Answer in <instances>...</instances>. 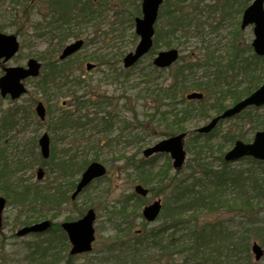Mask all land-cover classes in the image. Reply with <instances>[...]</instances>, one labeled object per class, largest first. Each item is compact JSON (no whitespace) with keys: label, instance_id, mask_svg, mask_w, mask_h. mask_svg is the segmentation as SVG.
Wrapping results in <instances>:
<instances>
[{"label":"rangeland","instance_id":"374dc122","mask_svg":"<svg viewBox=\"0 0 264 264\" xmlns=\"http://www.w3.org/2000/svg\"><path fill=\"white\" fill-rule=\"evenodd\" d=\"M251 0H248V3ZM131 3V2H130ZM129 3V11H132L133 6ZM124 11L128 10V7L123 8ZM40 11L36 10L35 8L32 9V11H28L25 13H22V19H19L18 16L13 18V21L10 20L9 17L10 14L7 12H1L0 10V26L3 28L4 32H17L18 39L20 41V50L16 56H14L12 59L4 63V65L7 64H25V61L28 57H36L41 62L44 63V61H48L51 57L49 56L48 48L50 49L51 44L53 46L56 45V39L58 40V35L56 33H51L50 38H48V30L43 29L41 31L35 30V23L39 22L40 20ZM116 18V17H112ZM19 24L17 25V23ZM120 20L117 18L116 22L113 19L102 21L101 25L103 30L110 31L113 30L117 34L114 35L116 39L114 41H94L91 42L90 40H87L85 42L84 47L79 51V54L77 58L78 61L74 57V62H83V64L79 65L78 63L76 65H71V69L68 70V72H71L73 76H79L81 75L80 80H83L81 83L79 89V92H83V94L93 95L96 98L102 95L110 96L112 97L113 102L116 105L117 110H120L121 119L124 118L125 120H128L127 127L123 129L124 132H129L130 130H135V132H138L139 134L142 133V135L146 134V138H154L155 140L159 139V135H157L156 131H148L143 130L145 128H149L150 124L146 121V113L147 111H153V109L148 110L149 102L146 99H140L144 98V96H138L142 93L143 89L141 86H134L133 88L137 89H131L129 91V86L126 83H111L110 81H104L100 82V78L103 75L104 72L110 71L109 65H116V67L122 66V56L128 52L130 49H133L134 46L137 43V39L133 41L131 37V30L128 28V24L121 26L118 24ZM235 21L231 19L228 20V22H225L223 27L218 31L217 35L220 37V42L217 46L221 48V53H223L229 44V41L235 31V28H233ZM116 24V25H114ZM120 32L118 31V29ZM92 29H88L84 35L91 36ZM15 32V33H16ZM37 33H40L38 36ZM216 34V33H215ZM109 37L111 34L108 35ZM74 37H71L68 39L67 42L73 40ZM239 38L241 41V44L244 42H248L252 40L253 38V30L252 26H247L245 29L241 30L239 33ZM66 42V43H67ZM179 42H185L183 46L186 47V50H191L195 43H197L196 37H190L187 38H180L179 41H175L174 45ZM171 45V46H174ZM162 48H166L165 46ZM101 52L104 55L103 61H107V65H100V62L97 61L94 57V54H98ZM226 53V52H225ZM94 62L96 63V66L92 68L91 70H86L85 63L86 62ZM109 64V65H108ZM70 67V66H69ZM79 70H82V72H79ZM1 71V67H0ZM134 78L133 82H137L138 76V70H134ZM80 77V76H79ZM71 79V77H69ZM30 80V79H29ZM26 81L28 88L30 89L31 93L25 94L21 99L17 101L14 105H17L20 110L19 113L16 115L15 122L14 121H8L5 122L6 125L5 128L8 130L10 128L9 126L13 125V128L5 131V128L2 129V126H0V136L3 135L4 139H6L5 145H3L4 148V155L7 156L11 154V152L17 150H23L26 149V151L29 152H36L39 148H36L34 144H32L34 139H37L40 134L44 131H48L49 134V127H51L52 119L57 111H59V103L61 99L66 100L67 108H71L72 104L70 103V99L66 94H61L56 97L55 95L52 96L49 100H46L43 94H41L36 89V81L30 80ZM137 92V94H136ZM124 96L126 98H124ZM33 97H37L38 99H41L44 101L46 110H47V117L44 122H38L35 119V116L32 113V109L34 107L35 102H33ZM208 99L204 101L206 103ZM211 102L212 99H209ZM124 103L126 104L124 107ZM226 105L231 104V100L227 98ZM13 105V106H14ZM12 106V107H13ZM7 109H11V101L8 100V98H2L0 96V116L4 114V111ZM262 112H264V106L260 109ZM214 114L213 110H209L206 115L201 116L198 113H194L189 117V119L185 122L186 129H192L195 128L204 122H206L209 117ZM7 115V114H5ZM134 116H137L139 119L137 121L134 120ZM234 120H225L221 123L219 128L217 129V132L219 134L224 133L227 131L228 127L233 123ZM1 124L2 121H0ZM14 122L13 124H11ZM11 124V125H10ZM123 122H119L117 124L118 127L114 129L115 133L117 132V128L119 129L120 126H122ZM135 126V127H134ZM244 130L248 131V135L252 136L253 132L249 131L248 124L244 125ZM5 134V135H4ZM55 140H53L57 147H59L60 150L66 149L68 147L76 146L80 143L81 139H79L77 142H75L73 145H66V143L69 142V138L65 140L64 138L61 140L60 136L53 135ZM120 144L118 147L122 149V152L120 154H124L127 156H133L134 154L139 153L138 152V144L134 141L125 142V138L120 139ZM154 140V141H155ZM103 143L99 148L94 149V151H87V154H89V158L96 157L97 160L103 162L107 169V177L103 178L102 180L98 182H94L93 186L89 189V192L82 197V199L87 198L88 196L90 199L88 200V205L93 206L96 210V220H95V228H96V242L94 245V250L92 252V255H85L81 254L80 256L71 257L70 260H67V253H65L64 258L62 259V264H86V262L90 259H96L98 262L99 260H112L115 262V255L110 256L114 253H116V245L112 242L114 240H120V239H129L132 241L133 236L135 233L133 232L135 229H142V232H148L152 229L158 228L164 223L161 222L162 219H157L156 221L151 222L149 225H146L142 218L137 217L138 211L141 210V207L139 210L133 211L130 209L128 213L130 214V217L133 219L134 227L130 234H127L124 227H120L117 231L111 228L110 224L108 223V219L106 217V212L108 209H112L113 206H118L119 202L123 199V195L126 193H129L132 190V186L134 183H137L136 180H139V178L134 174L128 173L129 171H132L131 169H127V165L124 163L123 157H120L119 155L114 156L112 152H109V149L106 146L105 140H102ZM153 143V142H152ZM143 145L142 147H144ZM212 153V155H214ZM141 155V152L138 154V156ZM188 155V154H187ZM205 155L211 156L209 152H205ZM2 157L3 155L0 154ZM192 155L189 154V158H191ZM78 158V157H77ZM219 161V159H216ZM170 159L165 154H160L156 158H154L150 163L153 168V170L156 171H162V168H165L167 171V174L165 177L171 176L173 173V169L170 168ZM168 162V166H167ZM39 166H35L29 174L25 175L24 177H28L27 183H31L33 180H36V168ZM232 168H237L238 166L241 168H245L248 166L247 161L245 159L231 162L230 165ZM168 167V168H167ZM45 168V167H44ZM79 177V176H78ZM77 177V178H78ZM49 175L46 172L45 178L42 180V184L44 185L46 182H50L51 178L49 179ZM138 178V179H137ZM168 179V178H167ZM167 179L161 183V185L158 187V190L156 192H153L152 194L144 197V204L152 201L156 197H160L162 200L165 198V196L168 194V192H164L162 190V184H164ZM167 184V183H165ZM156 179H154L150 186L155 187L158 186ZM3 183H0V189L2 188ZM101 192L102 196L97 197L98 193ZM95 200V201H94ZM94 204V205H93ZM73 205V204H72ZM70 206V203L63 204V208L59 215L55 216L54 220L56 222L61 221L65 218V215L70 212H76L80 205L76 204V209H74V206ZM76 210V211H75ZM61 212H65L64 214ZM134 212V213H133ZM16 210L13 206H8L3 211V228L1 230V237H0V256H6L8 259L10 257H14V262L18 264H25L28 260L26 259V254L28 253V248L25 246V243L28 241H31L33 239L32 236H28L25 238L17 237L13 235L15 231L19 228V222L15 219ZM260 216L264 217V207L262 208V211L260 213ZM217 217L216 215L213 216L211 219H214ZM50 218V217H49ZM224 218H231L233 221H238L237 217H233L231 215H227ZM53 220V219H52ZM170 232V230H169ZM258 240L261 244L262 241L259 238H254ZM118 243V241L116 242ZM264 245V244H263ZM52 252V251H51ZM172 253H162L157 248H150L149 250L142 253L143 257H134V260H142L141 264H178L181 261V257L179 255H173ZM141 255V256H142ZM249 261L246 264H264V256L258 260L255 261L253 254H249ZM130 259L132 257H129ZM128 258V259H129ZM175 258V259H174ZM67 260V261H66ZM12 264V263H11Z\"/></svg>","mask_w":264,"mask_h":264},{"label":"trees","instance_id":"16d2710c","mask_svg":"<svg viewBox=\"0 0 264 264\" xmlns=\"http://www.w3.org/2000/svg\"><path fill=\"white\" fill-rule=\"evenodd\" d=\"M7 5H12L13 7L16 4L23 3L24 5L29 3L31 0H0V2H6ZM49 3L48 6L51 7V13L55 17V21L57 27H61V23L64 20L63 15H69L73 12L75 7H78L76 11V15H80L82 21L88 20V14L98 13L101 14L103 11V5L107 0H56V2ZM222 5L213 4L211 7L213 10H217L219 7L220 13L224 14L226 12V7L235 3L236 0H222ZM113 2V0H112ZM110 2V4H112ZM188 2V3H187ZM240 0H238V3ZM48 3V0H43L42 3L37 4L39 8L44 7ZM206 4L204 0H166L164 7L165 11L164 14L159 15V19H165V26H156V31L154 35V42L151 52L148 54L151 56L155 52V48L159 45V43H164L165 45L171 44V36L179 35L180 38L183 37H191L195 36L199 39L200 44L197 46L196 50L188 54L187 56H181L180 63H177L175 67H169L168 69H159L152 65L150 61L147 62V67L150 68L146 74H143L146 77V80L152 85H156V87L163 88L164 87H177L179 93L182 90L188 88H198L204 89L206 92H210L212 90V86L216 85L217 89L220 93H222L221 88L226 85L227 92L231 99L234 101L240 99L242 96L248 94L253 89L258 87L264 81V57L257 56L254 53L248 57H241L238 58L237 52H241L242 50L239 49V46L234 44L236 38L233 39L231 43V49L233 52H236L233 58L228 60L226 67L224 70H221L217 64H213L215 60L218 59L216 55V50L210 47V43L206 37V35L202 32L203 26L206 23V20L199 21L198 15H200L203 8H198V4ZM194 5V6H193ZM1 6V5H0ZM2 7V6H1ZM163 7V6H162ZM163 7V8H164ZM161 8V11L162 9ZM232 9V7L230 8ZM228 15V12L225 14ZM80 19V18H79ZM133 22V19H131ZM197 22V23H195ZM211 24V23H210ZM132 25V23H131ZM66 35L63 37V39ZM62 41V40H61ZM181 45V44H180ZM222 64V63H221ZM253 64V66H252ZM259 67V73H250L251 70L255 66ZM214 67L213 71V83L206 75V81L204 84H194L193 82L189 81L188 76L190 75L193 69L197 71L198 69H210ZM135 68L133 66L131 71ZM142 70V69H141ZM170 70V78L166 82V80H161V82L156 81L157 78L164 73L165 71ZM236 70V71H234ZM56 71L55 68H52L50 75L52 76V81L48 82L45 77L43 80H40L41 84L45 85H53L54 90L62 88V84L57 81V78L54 75ZM142 74V71H140ZM234 72V73H233ZM142 75V76H143ZM231 75V79H228V76ZM241 75L242 78L238 79L237 76ZM163 76V74H162ZM161 76V77H162ZM152 77V81H149L148 78ZM216 81V83H215ZM155 82V83H154ZM44 85V87H45ZM150 97L154 94V89L147 90ZM225 95V96H227ZM224 97L223 95L220 98ZM219 99V97H217ZM222 101L217 100L216 105L217 109L219 107L223 108ZM78 107V110L82 109L81 104H75ZM249 112L247 110L243 111L242 117H248V119L252 122L251 127L254 129H260L264 127V113L258 112L256 107H249ZM181 112V111H180ZM81 119H86L85 122H82ZM63 122L71 121L74 122L76 125L86 126L89 125L88 132L83 131L82 136H84L88 141L89 139L95 134V130L93 129L92 123L94 118H89L87 116H82L80 113H67L64 112L63 116L61 117ZM4 121V120H3ZM182 121L177 113V122L174 124H170L171 130L167 132H163V134H168L172 131L181 130L182 129ZM103 134L102 131H99ZM162 134V133H161ZM104 135V134H103ZM213 136V134L211 135ZM209 136V137H211ZM201 136L199 134L192 135L191 141L188 142V148L191 151V145L193 148L191 153L199 144L198 139ZM208 137V138H209ZM247 137V133L245 131H232L227 132L225 134V141L223 143H218L217 149L221 155L226 148V146L232 143L236 138L244 139ZM1 140V139H0ZM93 144V143H92ZM207 144V143H206ZM205 144V146H206ZM203 145V144H202ZM94 146V145H93ZM203 147L199 145L196 148L197 154L194 155L193 159H191L188 164V174L182 176L180 178H173V181L177 182L172 187L168 201L166 200L165 205L169 204L168 210L166 212V221L170 222L168 225H164L165 227L162 229L163 232L166 231L168 228H173L177 231V240L176 242L169 241L168 245L179 249V252H188L189 255L196 256L200 255L203 252V246L206 245L207 237L208 236H225V243L220 246V249L223 250L226 248V258L224 261H229L233 256H237L236 249L238 248L239 253L246 249L247 241L245 238L239 241V247H235L233 242L228 243V235L227 233H219L217 230H212L209 234L204 225H198L196 218L195 225H193V220L186 216L189 210H196L199 211L203 209L204 205L212 204L215 197L217 195H223L224 189L227 188L223 186V183L226 184L227 180H230L233 183L234 189V196L232 197L233 204H229V206H236L237 202L235 200L239 199V195L241 194V206L242 207H250L252 208L254 203L253 200L255 197H262L264 199V161L256 160L251 157H247L250 160L249 166L245 168H231L229 169V164L222 161L221 166H214L210 161L206 160L204 154H202ZM83 156L86 157L85 148L83 149ZM65 162L61 164L62 169H73V173L80 172L84 166L86 165L87 160L84 158L80 162H73L71 159L64 160ZM143 159L136 160L134 162V168H142L144 166ZM23 162L22 165H24ZM21 166V165H20ZM228 174H233V176H229ZM171 181V179H170ZM236 181L239 182V186L236 185ZM209 183H213V186L208 185ZM27 187V186H26ZM30 193L33 197L39 201H44L47 199L45 189L42 188H33ZM65 192H63L64 194ZM29 195V193H26ZM208 201V202H207ZM223 201L220 200L219 203ZM201 211V210H200ZM254 223V222H253ZM250 226V225H249ZM242 231H240L242 236L247 237L249 233L256 235L261 234L260 229H264V224L256 229V227H245L243 224ZM218 232V233H217ZM217 233V234H216ZM65 236V233L62 234ZM155 231H149L147 237H145V241H141L140 245L143 243L149 244V239L152 240V243H157L155 239ZM159 237V234H158ZM149 238V239H147ZM160 241V239H159ZM228 243V244H227ZM227 245V246H226ZM146 246V245H145ZM156 246H159L157 243ZM137 248V247H136ZM140 250L137 248L136 252ZM127 253L125 250L120 252L118 256L115 258V262H111L112 264H141L142 260L135 261L132 257L129 260L127 259ZM125 258V259H124ZM125 260V262H124ZM110 261V260H109ZM50 264H56L55 259H51ZM124 262V263H123ZM206 263V261H203ZM99 263H103V261H99ZM107 263V264H111ZM93 264V263H91Z\"/></svg>","mask_w":264,"mask_h":264},{"label":"water","instance_id":"95a60500","mask_svg":"<svg viewBox=\"0 0 264 264\" xmlns=\"http://www.w3.org/2000/svg\"><path fill=\"white\" fill-rule=\"evenodd\" d=\"M264 0H254L253 3L247 7L242 17L241 27H245L248 24L254 23V39L252 46L254 51L259 55H264ZM162 0H143L142 2V17L136 18V33L140 35L139 42L134 51L125 55L123 62L125 66H130L136 62L144 53H146L152 45V35L154 32L153 24L156 20L158 6ZM82 41H76L73 44L68 45L61 57H65L73 53L81 45ZM18 41L14 34H4L0 32V59L6 61L9 59L18 49ZM177 50L170 49L167 51L159 52L154 58L153 63L157 66L164 67L170 65L177 58ZM40 63L36 59L30 58L27 62V67L23 66H8L5 67V73L0 76V92L2 96L10 94L11 98L19 97L25 92V87L21 82L22 79L28 76H36L39 73ZM201 93L192 92L187 95V98H200ZM264 104V83L250 95L235 103L232 107L224 110L220 115L215 116L209 123L198 128L200 132H207L211 130L221 118L233 116L243 110L249 105L260 106ZM36 112L41 119L45 116V108L42 102H38L36 105ZM185 133H179L174 136L162 139L153 146L147 147L143 150L144 155H150L154 152H169L173 158V166L181 167L184 158L185 150L183 149ZM39 145L44 157L49 153V137L47 133H44L39 138ZM244 155H251L256 158L264 159V130L256 132L253 141L250 143H244L237 140L234 146L225 153L224 159L226 161L236 160ZM105 173V167L96 161L91 162L82 174L80 181L77 184L76 190L73 196L77 194L85 185H87L94 177L100 176ZM41 172L38 176L41 177ZM137 192L145 195L147 189L140 185H136ZM4 206V199L0 197V213ZM160 209L159 201H154L152 204L146 206L143 210L144 216L148 220H153L158 214ZM93 209H89L88 212L79 220L72 222H64L63 226L67 229L70 239L73 243L71 252H81L90 249V242L93 239L92 221L94 219ZM49 226L48 221H43L31 225L29 227L20 230V234L29 230L42 231ZM256 253V258L262 254L261 248L254 244L252 246Z\"/></svg>","mask_w":264,"mask_h":264},{"label":"flooded vegetation","instance_id":"af4514ba","mask_svg":"<svg viewBox=\"0 0 264 264\" xmlns=\"http://www.w3.org/2000/svg\"><path fill=\"white\" fill-rule=\"evenodd\" d=\"M61 106H62V104H61ZM50 131H51V129H49Z\"/></svg>","mask_w":264,"mask_h":264}]
</instances>
